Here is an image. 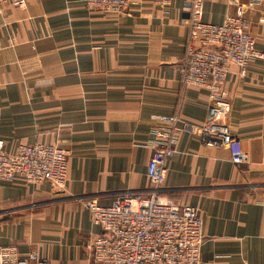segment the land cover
Segmentation results:
<instances>
[{"label":"crops","instance_id":"1","mask_svg":"<svg viewBox=\"0 0 264 264\" xmlns=\"http://www.w3.org/2000/svg\"><path fill=\"white\" fill-rule=\"evenodd\" d=\"M248 5L251 0H239ZM184 0L165 15L152 0L126 13L91 11L85 0H30L0 13V135L6 148L52 143L70 152L65 189L49 182L0 181V245H15L34 263L89 264L88 242L103 230L85 201L111 204L148 194L147 145L160 117L201 124L206 89L184 86L179 68L188 27ZM230 0H207L202 19L221 24ZM249 31L264 50V0L247 7ZM225 88L229 129L246 152L183 133L160 194L198 207L204 218L202 264H264V61L245 75L233 65Z\"/></svg>","mask_w":264,"mask_h":264},{"label":"built area","instance_id":"2","mask_svg":"<svg viewBox=\"0 0 264 264\" xmlns=\"http://www.w3.org/2000/svg\"><path fill=\"white\" fill-rule=\"evenodd\" d=\"M30 0H0V13L6 5L26 9ZM91 11L110 15L126 13L132 0H85ZM207 0H184L182 21L188 27L186 54L179 68L184 86L206 89L210 103L208 115L198 124L181 120L180 116L160 117L161 123L147 143L153 153L147 166L151 183L148 194L123 195L111 204H100L91 198L85 201L94 224L103 232L87 244L91 251L89 264H202L204 218L198 207L180 205L164 198L160 192L166 182L168 162L176 153L183 133L198 136L210 146L227 147L235 163L242 162L246 152L238 136L229 129L231 101L225 88L231 66L242 75L248 66L264 61V50L256 47L249 31L247 7L239 0H230L236 13L221 23L204 21ZM165 15L171 13L174 0H152ZM0 135V181L22 178L29 184L51 183L65 189L70 152L52 143L19 144L14 151L6 148ZM0 264H51L48 258L22 255L15 245H0Z\"/></svg>","mask_w":264,"mask_h":264}]
</instances>
